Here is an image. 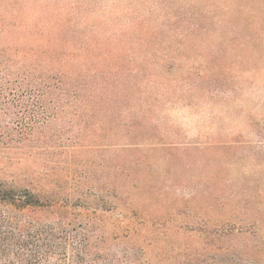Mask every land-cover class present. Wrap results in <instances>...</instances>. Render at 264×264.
I'll list each match as a JSON object with an SVG mask.
<instances>
[{
    "label": "trees",
    "instance_id": "trees-1",
    "mask_svg": "<svg viewBox=\"0 0 264 264\" xmlns=\"http://www.w3.org/2000/svg\"><path fill=\"white\" fill-rule=\"evenodd\" d=\"M262 73L264 2L0 0V264H264V179L229 172L235 132L136 137L178 91L212 105Z\"/></svg>",
    "mask_w": 264,
    "mask_h": 264
},
{
    "label": "rangeland",
    "instance_id": "rangeland-1",
    "mask_svg": "<svg viewBox=\"0 0 264 264\" xmlns=\"http://www.w3.org/2000/svg\"><path fill=\"white\" fill-rule=\"evenodd\" d=\"M238 1L253 7L264 2V0ZM180 66L176 63L171 68V74L167 76H179L178 73L182 71ZM182 96L183 94L178 91L172 96V100L165 102L158 109V113L155 115L157 120L151 124L153 126L152 133L150 132L149 135L140 134L136 137L139 139L143 137L145 141L152 140L154 143L193 146L197 144L202 147V145L210 143L229 142L231 133L235 132L233 137L239 134L241 136L240 139L232 137L237 141L239 148L237 151H230L235 153V156H231L229 159L237 163L236 158H238V163L229 172L236 175L250 171L255 181H259L258 177L264 179V74H250L235 95L230 99H226V97L222 100L218 99L217 103L212 105L201 101L200 106L195 107L192 104L186 106L189 102L180 100ZM250 153L254 155V163H241L240 158L244 160ZM197 155H200L199 151H191L188 156L195 157ZM102 156L108 159L109 151L100 149L98 146L94 151L86 155L82 154L80 158H86L91 162L92 160L99 161ZM83 159L78 158L77 160H81V164H83L85 163ZM206 159L210 160L209 157ZM94 171H98L100 174L99 170L94 169ZM90 175L94 178L92 173ZM188 183L193 185L192 182ZM261 187L264 189V185ZM181 191L183 190H179L178 193L187 198L188 191Z\"/></svg>",
    "mask_w": 264,
    "mask_h": 264
}]
</instances>
